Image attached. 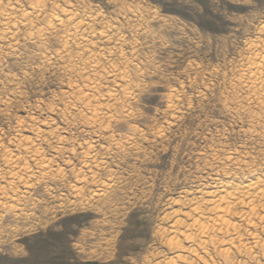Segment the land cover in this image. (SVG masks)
Segmentation results:
<instances>
[{
	"label": "rangeland",
	"instance_id": "rangeland-1",
	"mask_svg": "<svg viewBox=\"0 0 264 264\" xmlns=\"http://www.w3.org/2000/svg\"><path fill=\"white\" fill-rule=\"evenodd\" d=\"M263 26L264 0H0V264H264L259 220L205 246L184 217L182 252L166 220L264 176Z\"/></svg>",
	"mask_w": 264,
	"mask_h": 264
},
{
	"label": "bare ground",
	"instance_id": "bare-ground-1",
	"mask_svg": "<svg viewBox=\"0 0 264 264\" xmlns=\"http://www.w3.org/2000/svg\"><path fill=\"white\" fill-rule=\"evenodd\" d=\"M39 1V0H38ZM16 27V26H15ZM111 29V28H110ZM13 30V29H12ZM105 31V30H104ZM261 32L264 35V26L261 28ZM120 33V32H119ZM92 38V37H91ZM263 39V38H261ZM93 40V39H92ZM85 42V41H84ZM258 43V42H255ZM252 41L251 44V50H252V58L248 63V75H250V80H251V84L254 85H258L263 87L262 91L264 89V78L263 74H264V39L260 42V47L259 44H255ZM250 51V49H248ZM104 51V50H103ZM90 57V56H89ZM95 56H93L94 58ZM119 58V57H118ZM92 59V58H91ZM246 61V60H245ZM247 61V62H248ZM92 62V60H91ZM242 62V61H241ZM92 65V64H91ZM247 65V63L245 64ZM90 66V65H89ZM95 67V66H94ZM112 68V67H111ZM116 68V67H115ZM118 68V67H117ZM93 69V68H92ZM119 71V70H118ZM127 71V70H125ZM243 72V71H242ZM114 73V72H113ZM118 73V72H116ZM86 75V74H85ZM97 75V74H96ZM109 75V74H108ZM111 75V74H110ZM245 75V74H244ZM79 76H81L79 74ZM84 76V75H83ZM123 76V75H121ZM243 76V75H242ZM102 77V76H101ZM130 77V76H129ZM238 78V77H237ZM240 78V77H239ZM87 79V78H86ZM114 79V78H113ZM116 79V78H115ZM242 80V78H240ZM245 79V78H244ZM249 79V78H246ZM248 80V81H250ZM130 81V80H129ZM245 81V80H244ZM94 83V82H93ZM99 83V82H98ZM131 83V82H130ZM244 84V82H242ZM249 83V82H247ZM90 84V83H89ZM241 85V84H239ZM237 86V85H236ZM247 87V86H246ZM252 87V86H251ZM256 88V86H254ZM72 88V87H71ZM96 88V86H95ZM94 88V89H95ZM243 89V88H242ZM249 89V88H248ZM254 89V88H252ZM260 89V88H259ZM257 89V91L259 90ZM129 90V89H128ZM249 91V90H248ZM247 91V92H248ZM251 91V89H250ZM256 91V89H255ZM261 91V89H260ZM254 92V90H253ZM258 93V92H257ZM260 93V92H259ZM263 93V92H262ZM73 95V94H72ZM253 95V94H252ZM264 95V94H263ZM259 96L262 97V95H258V99ZM112 97V96H111ZM257 97V96H256ZM90 98V97H89ZM109 99V98H108ZM256 99V98H255ZM83 100V99H82ZM86 100V99H84ZM112 100V99H111ZM254 100V99H253ZM257 100V99H256ZM92 101V100H91ZM255 101V100H254ZM260 101V100H259ZM83 102V101H82ZM262 102L264 103V97H262ZM100 103V102H99ZM250 103V102H249ZM259 103V102H258ZM260 106V104H257ZM95 112L97 110H94ZM99 112V111H98ZM94 114V113H93ZM253 114V113H252ZM92 116V115H91ZM104 116V115H103ZM97 117V116H96ZM256 117V116H255ZM98 120V118H95V120H91L93 123H95ZM99 121V120H98ZM91 122V123H92ZM89 123V122H88ZM96 124V123H95ZM102 126V125H101ZM232 153V152H231ZM90 164V163H89ZM86 165V164H85ZM88 165V164H87ZM44 168V167H43ZM87 169V168H86ZM233 173V172H232ZM250 173V172H249ZM257 173V172H255ZM254 174V173H253ZM226 175V174H225ZM263 175V174H262ZM262 175H258L255 177H252L250 179H243L245 181H241V182H216L213 183L210 186L207 187H202V184L200 188H197L196 191L194 192V196L187 198V196H184L182 198V201H177L174 202V205H182V203H186V205H189L190 207H192L191 212L189 213H184L183 215L181 214L180 211L178 210H173L171 213L168 214V216L166 217V220L173 218L172 220V225H171V240L169 242V248L176 249L179 252L181 249V244L177 241H174L175 239H177L178 237L180 238H185L186 240H192L191 235L192 234H188L187 231H182V225L184 224V221L182 219H184V217H186V220H190L192 222L191 226L193 227L192 229L195 230V232H197L200 237L204 238V239H208L209 241L204 240L203 244L205 246H208L212 241L214 242V238L219 237V234L222 235L223 237H228L229 235H232L231 232H235L237 233V226L235 225V223H233L231 221V219H240L241 221L245 222L247 225H254L253 228L257 227L255 224V221L264 223V217L260 216L262 213L260 210L264 211V176ZM62 176V175H61ZM242 180V179H241ZM80 181V180H79ZM93 181V180H92ZM233 181V180H231ZM238 181V180H237ZM240 181V180H239ZM83 182V181H82ZM215 182V181H214ZM86 184V183H85ZM211 184V183H210ZM34 185V184H33ZM66 185V184H65ZM74 186V185H73ZM104 186V185H103ZM75 191V190H74ZM72 192V191H71ZM76 194V193H75ZM186 194V193H184ZM193 194V193H192ZM190 195V194H189ZM195 195H197L195 197ZM174 199V198H173ZM41 200V199H40ZM177 200V199H176ZM188 206V207H189ZM184 207V206H183ZM189 207V208H190ZM181 210H183L181 208ZM189 211V210H188ZM260 211V213H259ZM264 214V213H263ZM262 214V215H263ZM183 216V217H182ZM236 220V219H235ZM167 222V221H166ZM170 222V220L168 221ZM236 222V221H235ZM240 223V222H239ZM187 224V223H186ZM237 224V223H236ZM190 225V224H189ZM239 225V224H238ZM261 224L259 223L258 227ZM187 226V225H186ZM244 225H242L243 228ZM250 226V227H251ZM187 228V227H186ZM245 228H247L245 226ZM188 229V228H187ZM249 229V227L247 228V230ZM262 229V228H261ZM186 230V229H185ZM189 230V229H188ZM191 230V229H190ZM240 230V228L238 229ZM254 232L253 229H250ZM258 230V229H256ZM255 230V231H256ZM192 231V230H191ZM246 231V230H245ZM260 231V230H259ZM263 231V229H262ZM164 232V231H163ZM194 232V233H195ZM252 232V234L249 233V235H254V233ZM258 232V231H257ZM165 233V232H164ZM167 233V232H166ZM193 233V232H191ZM247 233V232H246ZM256 233V232H255ZM263 233V232H262ZM235 234V233H234ZM245 234V233H244ZM248 235V237H249ZM159 236V235H158ZM194 237V234L192 235ZM197 236V235H195ZM233 238L231 239V237H229L224 244V251L228 252L230 250V248L235 247V239ZM240 235H238L237 237H239ZM243 236V235H242ZM258 236V235H257ZM251 237V236H250ZM253 237H256L255 235ZM252 237V238H253ZM182 238V239H183ZM196 238V237H195ZM221 238V237H220ZM219 238V240H220ZM242 239V237H239ZM251 238V240H252ZM259 238V236H258ZM165 239V238H164ZM181 239V240H182ZM222 239V238H221ZM254 239V238H253ZM256 239V238H255ZM262 239V238H261ZM169 240V239H168ZM212 240V241H211ZM237 240V239H236ZM250 240V239H249ZM257 240V239H256ZM260 240V239H259ZM166 241V240H165ZM179 241V239H178ZM244 241V240H243ZM168 242V241H166ZM221 242V240H220ZM257 241L254 242V244H256ZM195 244V242H194ZM238 244V242H237ZM170 245H173L172 247H170ZM192 245V244H190ZM258 245V244H257ZM167 246V245H166ZM193 246V245H192ZM218 246V245H217ZM220 246V245H219ZM256 246V245H255ZM237 247V246H236ZM251 247V246H250ZM197 248V247H196ZM239 248V247H238ZM241 248V247H240ZM249 248V247H248ZM193 249V248H192ZM195 249V248H194ZM193 249V251H194ZM210 249V248H209ZM191 250V249H190ZM197 250V249H196ZM200 250V249H199ZM174 251V250H172ZM171 251V252H172ZM192 251V253H193ZM201 251V250H200ZM198 251V252H200ZM176 252V251H175ZM188 252V251H185ZM196 252V251H195ZM222 253V252H221ZM176 254V253H175ZM178 254V253H177ZM188 254V253H187ZM191 254V252L189 253ZM200 254V253H199ZM224 254V253H223ZM184 255V254H183ZM186 255V254H185ZM193 255V254H192ZM191 255V256H192ZM228 255V254H227ZM226 255V256H227ZM174 256V255H173ZM190 256V255H189ZM225 256V255H224ZM178 258H180V255H178ZM189 259V258H188ZM205 259V258H204ZM177 260V259H176ZM183 260V258H182ZM190 261H193L191 259H189ZM201 260V259H200ZM199 260V261H200ZM198 261V262H199ZM205 261V260H204ZM225 261V260H224ZM158 262V261H157ZM165 261L163 260V263ZM169 262V261H166ZM165 262V263H166ZM178 262V261H177ZM177 262H169L167 264H178ZM209 263V261H207ZM205 262V263H207ZM161 263V262H160ZM159 263V264H160ZM193 263V262H192ZM204 263V262H203ZM157 264V263H156Z\"/></svg>",
	"mask_w": 264,
	"mask_h": 264
}]
</instances>
